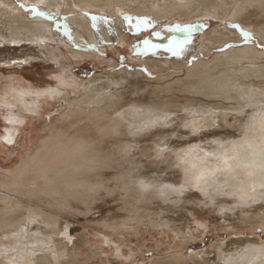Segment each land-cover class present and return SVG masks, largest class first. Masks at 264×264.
Here are the masks:
<instances>
[{"label":"rangeland","instance_id":"374dc122","mask_svg":"<svg viewBox=\"0 0 264 264\" xmlns=\"http://www.w3.org/2000/svg\"><path fill=\"white\" fill-rule=\"evenodd\" d=\"M231 5L230 2L225 6ZM1 7L28 17L43 12L35 0H0ZM260 10H251L239 19L240 21H232L226 16H203L201 24L197 20L198 17L190 19L191 22L178 17L162 19L147 30L126 32L123 41L113 35L110 42L104 43L103 46H95L94 58L79 62L72 59L61 42L56 40L44 38L35 41L22 39L0 42V184L9 179L16 180L13 173L10 174L8 171L16 169L19 161L26 157V153L32 150L34 153L42 139L55 131L64 134L63 131L71 123L79 126L76 130L67 131L71 143L78 140L76 137L78 134L84 135L83 137L90 142V152L93 155L87 159L82 152L79 161L63 164L59 169V172H71L72 177L87 184L81 187L84 191L80 193L37 191L39 186L43 187L45 179L31 181L34 182L36 193L28 195L3 189L0 185V242L12 245L15 232L29 218L36 217L46 225L37 229L39 238L57 240L56 248L62 247L66 241L68 250L76 249L80 255L75 264H193L190 261L193 253L214 251L212 247L217 244L226 248L228 247L226 243L230 240H234L237 246L242 239L251 237L264 244V231L260 226L250 223L253 218L245 211L248 209L242 210L238 207L232 212L219 210L221 206L236 207V203H231V199L237 198L238 195L220 194L215 197L214 203L210 204L207 197L213 193H205L193 184L185 183L190 191L179 195L165 194L154 189V186H159L160 181L176 184L184 182L183 171L178 164L172 163V157L177 151L188 146L185 143L187 140L195 141L199 146L212 148L214 147L211 143L212 136L222 141L229 137H241L239 125L232 116L221 118L218 124L215 122L209 125L200 124L196 129H192L186 125L188 120L183 116L184 109L201 110L214 107L216 103L234 105V102L239 101L245 106L242 115L246 116L248 112L255 111L256 104L264 105V82L259 80L261 77L242 79L241 75L237 74L238 69L243 66H259L264 70V54L260 56L245 54L238 64H231L230 59H221L222 61H218L216 67L212 69L213 74L225 71L233 76H230L232 79L235 78L233 80L239 84L236 88L241 93H239L241 100L238 98L225 100L218 96L188 92L181 85L174 83L176 78H184L193 64L202 60L211 66L216 63L215 57L224 55L226 51L251 46L264 53V40L250 31L255 29L264 35V9ZM49 11L55 12L53 16H60L61 19L73 14L68 8H63L61 12L58 8ZM89 12L91 16L100 19L99 21L114 18V15L96 8L90 9ZM3 20L4 17L0 16V27ZM3 24L1 28L6 32L8 25ZM176 25H180L181 28L192 25L190 39L189 34L177 30ZM242 32L250 33L251 38L245 40ZM217 35H222L220 40L215 38ZM145 41L149 43L145 44ZM209 41L211 45L207 50L204 46ZM182 42L183 47L182 50L179 49V55L174 54ZM57 47L66 53L65 62L56 63L50 59L49 51ZM176 56L180 57V63L165 62L167 58ZM68 68L74 71L76 79L82 80L83 83L101 74L104 79H120L121 75L116 73H137L131 76L127 74L129 77L120 87H113L104 81L102 87L108 88L107 93L119 91L117 97L110 103L111 107L116 105L106 114L130 107H156L161 103H168L172 112L169 116L170 121L151 128L150 131L132 130L134 134H131V130L128 133L121 131L116 137L103 138L96 136L99 126L104 125L105 110L102 106L95 105L101 94L93 95L89 101L82 100L71 105H66L63 96L54 99L45 97L42 98V107L37 112L25 110L19 104L17 106L8 104V100L11 101L8 92L15 86L20 88L22 85L30 86L34 92ZM112 72H116L115 75H112ZM22 74L25 77H20ZM196 80L197 77L193 78L192 82ZM248 88L252 92L249 93ZM257 91L259 93L255 94ZM243 92H248L251 97L245 98L242 96ZM69 99H72V94ZM249 100L252 103L248 102ZM256 100L257 103H253ZM65 115L68 119H65ZM91 134H95L92 139L89 137ZM9 139L11 143L8 142ZM57 141L58 144L61 143L59 137ZM127 142L139 144L142 149L136 148L133 154L127 156L122 152V148L120 149V146ZM167 142L180 147H175L174 150L168 148L165 154L160 155L159 147L156 145L164 146ZM131 167L134 169L131 170ZM131 176L145 179L152 188L138 191L131 184ZM92 183H98L99 187H92ZM256 204L258 213L263 214L264 199L255 202L253 206ZM80 225L83 232L93 241L91 248L79 245V239H73V235L71 239L65 235L66 230L70 232L75 226L79 227L80 231ZM58 226H67L64 234L59 236L54 231ZM31 227L30 225L29 228ZM40 229L43 231L42 235ZM34 230L33 227L27 233L30 238L26 244L22 242L24 245L13 254V257L22 258L20 264H49L51 253L48 250L43 253L36 252L28 262L24 260L30 243L36 237L31 235ZM78 231L72 232L74 234ZM106 234L111 235L112 239L119 243L122 255L114 254L101 244L102 237ZM58 238L64 242L61 243ZM232 247L231 244L230 248ZM100 250L104 252L99 253ZM91 253L92 257L89 255ZM211 255L212 253H208L209 257ZM85 256L89 259L83 262ZM220 261L210 257L209 261H203L201 264H220Z\"/></svg>","mask_w":264,"mask_h":264},{"label":"bare ground","instance_id":"6f19581e","mask_svg":"<svg viewBox=\"0 0 264 264\" xmlns=\"http://www.w3.org/2000/svg\"><path fill=\"white\" fill-rule=\"evenodd\" d=\"M35 1L43 12H39L38 15L33 17L23 16L17 13V11L5 9L4 7L0 8V16L4 17L3 22L1 21V27L4 25L3 23L8 25L6 32H3L0 27V42L22 39L35 41L44 38L56 40L61 42L69 56L77 62L83 59L94 58L95 46H103L104 43L110 42L113 35L123 41L126 32H138L142 29L147 30L157 25L162 19L178 17L193 20L198 17L197 20L200 21L199 24H201V18L203 16H226L232 21H237L253 9H264V0ZM230 2L232 5L226 7L225 5ZM52 8H58L60 12L63 8H68L72 10L73 14L61 19L60 16H53L55 12L49 11V9L51 10ZM92 8L114 15V18H105V21H99L100 19L98 20L93 15H90L89 10ZM77 10H79V12H76ZM125 16L132 18L131 23L125 19ZM137 18H147L149 23L147 25H141L140 28L137 29ZM250 31L264 40V35H261L260 31L256 32L255 29H250ZM221 36L222 35H217L215 38L220 40ZM210 42L211 41H209V43L207 42L204 46L207 50L210 49ZM180 50H182V48ZM249 53L258 56L264 54L251 46L236 50L232 49L224 52L222 56H216V63L211 64L212 67L208 66L207 63H204L202 60L193 64L187 72L185 71L184 78H176L174 83L181 85L182 88L188 92H196L198 94L200 93L213 97L218 96L225 100L236 98L241 100V93L236 88L239 84L233 80L235 78L232 79L231 77L233 76L225 71L213 74L212 69L216 67L215 65L218 61H222L221 59H230L231 61L229 62L231 64H238L240 58L242 59V56ZM49 56L50 59L54 60L56 63L65 62L67 60L66 53L58 47L55 50H50ZM165 62H173V64H176L181 61L180 57L176 56L167 58ZM196 71H200V73L197 74ZM73 72L74 71L68 68L61 75L55 77L52 81H47L45 86H42L34 92L30 89V86L24 87L22 85L21 88L20 86H15L13 90L8 92V96L11 98V101L8 100V104L13 106L19 104L20 107L25 110L37 112L39 108L42 107V98L45 97L54 99L63 96L66 105H71L82 100L89 101L93 95L101 94V96L96 99L95 105L102 106L105 110L104 125L99 126V132L96 136L103 138L110 136L116 137L121 131L128 133L131 130V134H134L132 130L150 131L151 128L154 129L156 126L166 124L170 121L169 116L172 112L169 109L170 106H168V103H161L156 107H126L128 108L126 110L121 109L113 114H106L116 105L114 104L113 107H111L110 103L117 97L119 91L107 93L106 90L108 88L102 87L104 81L113 87H120L125 83L124 81L127 80V77H129L127 74L131 76L133 74L137 75V73L112 72V75H115V73L121 75L120 79H104L101 74L83 83L81 82L82 80L79 81L76 79ZM238 73L241 75L239 76L242 79L261 77L259 80L264 82V78H262L264 77V70L259 66H243L241 69H238L237 74ZM20 77L23 78L25 75L22 74ZM195 77H197V80L192 82V79ZM242 91L243 89L241 92ZM248 92L250 93L252 90L248 88ZM248 92H243L242 96H245V98L246 96L251 97ZM258 93V91L255 92V94ZM70 94H72V99H69ZM248 102L252 103L251 100ZM253 103H257V100L256 102L253 101ZM256 105L255 111H250L252 113L248 112L246 116L242 115L243 107L245 106L239 101L234 102V105L230 103L227 105L216 103L214 107L201 110H182L185 120H188L186 125L190 126L192 129H196L200 124L209 125L213 124V122L218 124L221 118L232 116L233 120L239 125L241 137H229L222 141L212 136V138L210 137L211 143L214 144L212 148L199 146L195 141L191 142L190 139L187 140L185 143L188 146L177 151L174 157H172V163L178 164L183 171L184 182H182V184H176L168 181H160L158 184L159 186H154V189L165 194L170 193L179 195L190 191L189 186L185 185V183L193 184L201 188L205 193H213L207 197L208 203L210 204H213L215 197L220 194H228L229 196L236 194L238 197H233V199H231V203H236V207L221 206L219 210H221V212L222 210L232 212V210L238 207H241L242 210L248 209L245 211L251 214L253 218L250 223L260 226L264 231V213H258V204L253 206L255 202H260L264 199V105ZM113 115L114 117H112ZM65 119H68L66 115ZM72 124L75 123H71L67 126L65 131L61 130L64 134L55 131L52 132L50 136L42 139L36 146L37 148L34 153H32L33 150L26 153V157L19 161V166L14 170L8 171L10 174L13 173L16 180L9 179L0 184L3 186V189L19 193L22 192L27 195L34 194L36 193V191H34L35 186L33 184L34 182L31 181H36L35 179H45L43 187H36L37 191L58 190L59 193L70 191L80 193V191H84L81 187L87 186L86 183L76 180L71 176V172H59L63 164L79 161L82 152H84V158L88 159L93 156L90 152V142L83 137L84 135L78 134L76 136L78 140L71 143L70 135L67 131L79 128V126ZM50 128H52V126ZM94 136L95 134H91L89 137L92 139ZM29 137L31 136L29 135ZM57 137L61 140L60 144H58ZM4 139L8 140L7 137H4ZM156 146L159 147L160 155L165 154V150L168 148L174 150V148L177 147L171 142L164 144L165 149H163L164 146L162 144H157ZM136 148L138 150L142 149L139 144L134 145L131 142H127L120 146L122 152L127 156L133 154ZM105 153L106 152H104V157ZM133 169L134 167H131V170ZM131 178V184L138 191L152 188V185L141 177L133 178L131 176ZM28 182L30 183L28 184ZM92 187L96 188L99 187V185L98 183H92ZM232 206H234V204H232ZM30 225L32 226L31 228H35V230L31 232V235H35L36 237L34 241L30 243L27 257L24 259L26 262H28L36 252L43 253L48 250L49 253H51L49 264H75L76 259H78L80 255L76 249L70 251L69 248L68 250L66 241L64 242L63 239L58 238L61 243L64 242V244L62 247L58 246V248H56L57 240L39 238L37 229L41 227L44 228L46 225L44 223L42 224L36 217L29 218L28 221L15 232L12 238L14 239L12 245L0 242V264H20L22 258H14L13 254L17 250H20L30 238L29 235H27L31 230V228H29ZM81 225L80 231L74 234L73 232H67V226H58L54 231L59 236L64 234L65 229V235L69 239H71L73 235V239H79V245H85L91 248L93 241L90 236L83 232V225ZM42 232L43 231L40 229L41 235ZM22 242H24V244H22ZM101 244L103 246L105 245L107 249H110L114 254L122 255V247L112 239L111 235L106 234L103 236ZM231 244L233 245L232 248H230ZM226 246L228 247L224 248L221 244H217L212 247L214 251L207 250L202 253H193L190 256V261H192L193 264H201L203 261H209L210 257H215L221 260L220 264H264V244L251 237L250 239H242L237 246L234 240H230V242L226 243ZM103 252V250L99 251V253ZM92 253L89 254L91 257L94 254ZM208 253H212V255L209 257ZM85 257L83 262L89 259V257Z\"/></svg>","mask_w":264,"mask_h":264},{"label":"snow or ice","instance_id":"6c2138e0","mask_svg":"<svg viewBox=\"0 0 264 264\" xmlns=\"http://www.w3.org/2000/svg\"><path fill=\"white\" fill-rule=\"evenodd\" d=\"M125 19L127 21H129V23H131L132 18L129 16H125ZM149 23L147 18H137V24H136V28L139 29L141 25H147ZM177 30H181L184 32H187L189 34V39L191 36V31H192V25H185L183 26V28H181L180 25H176L175 26ZM234 27H238L237 25H234ZM158 35V34H157ZM243 37L245 38V40H248L251 38V34L248 32H242ZM149 43L148 41H145V44ZM183 47V42L178 46V50L176 52H174V54L179 55V49H181ZM9 143H11V140L9 139L8 141Z\"/></svg>","mask_w":264,"mask_h":264},{"label":"water","instance_id":"95a60500","mask_svg":"<svg viewBox=\"0 0 264 264\" xmlns=\"http://www.w3.org/2000/svg\"><path fill=\"white\" fill-rule=\"evenodd\" d=\"M73 230L78 231L79 230V227L75 226V227L71 228L70 232L72 233Z\"/></svg>","mask_w":264,"mask_h":264}]
</instances>
